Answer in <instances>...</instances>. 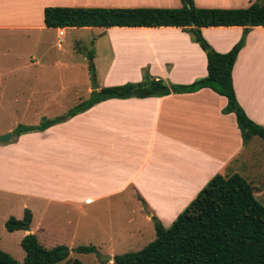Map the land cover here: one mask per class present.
<instances>
[{
    "label": "crops",
    "instance_id": "1",
    "mask_svg": "<svg viewBox=\"0 0 264 264\" xmlns=\"http://www.w3.org/2000/svg\"><path fill=\"white\" fill-rule=\"evenodd\" d=\"M191 1L198 9H246L253 3L264 7V0ZM45 7L178 9L181 3L179 0H0L3 18L0 41L8 37L37 40V32L51 29L42 22ZM34 16L38 19H33ZM81 29L106 34L102 42L108 52L105 63L98 69L95 92L140 82L143 72L153 79L177 85H188L206 75L204 53L179 28ZM51 30L60 41L64 31L79 28ZM100 33L96 35L97 42ZM200 33L212 50L222 54L238 41L241 28L204 27ZM33 58L30 57V63L37 66ZM29 76L25 80L28 83L16 84L13 90L18 93L16 99L12 105L4 106L12 111L0 112V118H9L11 113L21 125L36 126L39 122L35 121L43 115L40 109L59 104L50 95V87L40 90L29 87L33 93L20 94L26 84L33 86L36 71ZM2 80L0 77V85ZM231 83L236 102L246 117L264 129V27H252L247 33L232 65ZM37 90L39 94L35 93ZM89 90L87 86L83 97L90 96ZM58 92L62 96L68 89L60 87ZM80 99L75 105L82 102ZM225 106V98L208 88L158 98L107 99L66 119L63 116L73 106L64 113L49 114L42 118L60 117L62 121L41 132L12 136L10 141L0 144V206L5 201L16 202L22 216L28 212V231H18L19 242L28 234L45 249L64 246L69 250L80 243L77 235L104 236L109 244L130 242L143 232L138 228L128 233L134 220L148 225L154 218L167 228L214 175L227 178L241 173L244 167H261L251 159L247 145L253 138L242 144L234 115L222 113ZM6 132L12 133L11 128L1 130L0 135ZM254 175L252 178H260L259 174ZM134 203L140 206L134 209ZM0 214L2 225L8 215L15 217L12 212ZM106 219L120 221L124 228L119 227L117 234L113 232L117 230L115 224L107 229L97 225L96 221ZM101 245L103 242L96 240V247ZM112 252L108 250L109 255ZM109 257L112 262L114 256Z\"/></svg>",
    "mask_w": 264,
    "mask_h": 264
},
{
    "label": "trees",
    "instance_id": "2",
    "mask_svg": "<svg viewBox=\"0 0 264 264\" xmlns=\"http://www.w3.org/2000/svg\"><path fill=\"white\" fill-rule=\"evenodd\" d=\"M178 9L151 8H72L45 7L44 27L63 28H150L175 27L188 34L204 53L206 75L188 85L169 84L142 73L141 81L101 88L69 109L64 119L81 113L107 99L163 97L193 93L208 88L226 100L223 114H233L242 144L252 138L264 142V129L244 114L236 102L231 69L238 51L252 27H264V7L253 3L246 9H198L191 0H179ZM240 27L238 41L226 53H217L203 39L204 27ZM89 60L91 57L88 58ZM60 117L43 119L36 126L17 125L12 136L41 132L61 122ZM155 238L134 253L112 258L114 264H264V206L254 197L250 185L239 175L227 178L214 175L181 213L164 228L152 219ZM29 223L26 211L21 220L9 217L4 223L8 233L25 230ZM24 253L21 263L0 250V264H57L68 256V249L57 246L45 249L36 238L25 235L19 242ZM77 253L95 252L93 247H78ZM65 264H82L77 260Z\"/></svg>",
    "mask_w": 264,
    "mask_h": 264
},
{
    "label": "rangeland",
    "instance_id": "3",
    "mask_svg": "<svg viewBox=\"0 0 264 264\" xmlns=\"http://www.w3.org/2000/svg\"><path fill=\"white\" fill-rule=\"evenodd\" d=\"M30 9L33 13L35 12L34 6ZM35 18L38 19L37 16L33 17V19ZM0 19L3 18L0 17ZM80 29L81 28L74 31H64V36L60 41H58L56 32L51 29L37 32L36 35L33 34L36 36L37 40L32 39L27 41L22 37L19 39L16 37H8L0 41V77L1 80L4 78V81L2 80V84L0 85L1 113L12 111L9 107L4 109V106L8 104L12 105V100L16 99L15 95L17 92H13L14 87H16L17 83H28L25 80H29V73H33L34 71H36L37 79L35 82H31L33 86H27L26 84L23 87L25 93L21 92L20 94L27 96L28 93H33V91L30 92L27 89L29 87H35L38 90L42 87H50L52 90L50 95L53 97L56 104L59 103L56 107H50L45 110L40 109L43 111V115H41L40 120L37 119L35 122H40L45 119L42 117L50 116L49 114L55 115L57 112L64 113L78 102L76 101L77 98L81 97L82 99H80V101L88 98V95L86 97L83 96L86 87L88 86L89 88V68L93 70V77L96 75V79L94 78L96 84L97 80H99L98 69L105 63L104 56L108 52V49L102 42L106 34L96 32L97 30L82 31L83 29ZM99 33L101 37H99L100 39L97 42L98 37H96V35ZM122 36H124V34ZM30 57H34L33 59L38 62L37 66L30 63ZM89 57L93 58L89 60ZM56 62L58 66L52 67ZM60 87H65L68 89V92L60 96L58 92ZM38 90L35 93L39 94ZM0 117H2V115H0ZM16 119L17 117L11 116V113L9 114V118H7V116L0 118V133L1 130L7 128H11L13 131L17 125H21V123L16 122ZM19 120H22V118ZM32 120L33 117L31 118V122H33ZM27 121L28 120H24L23 122ZM247 145H249L251 149V159L257 163L259 162L261 167H252L251 169H249V167H244L241 173L236 174L240 175L248 182L254 197L264 206V142L258 138H253L252 142L249 144L247 143ZM254 174H259L260 178H252L256 176ZM2 205L3 206H0V211L3 212V215L7 212H12L15 214V217L13 215H8V217H13L16 220L22 219L23 216L18 212V204L16 202H12L11 204L5 201L2 202ZM139 206V204L134 203V209ZM142 206L143 205H141V207ZM1 215L2 214H0V217ZM134 216L135 215H133V217ZM96 222L97 225L106 229L110 224H115L117 230H113V232H117V234L119 232V227L124 228V224L116 220L109 221L106 219ZM138 222L139 221L134 220V222L128 226V233L130 230L137 231L136 229L138 228H141L143 232L141 235L132 237L130 242L122 241L117 243L114 241L109 244L106 241L107 238L104 236L92 237L91 235H77V238L81 239L80 243L69 247L67 258L57 264H65L67 261L71 260H77L82 264H114L113 261L100 262L99 258L130 252L134 253L154 239L153 223L150 222L148 225H145L143 222L142 224ZM18 231L19 230L8 233L5 231L2 223H0V250L10 255L15 261L21 263L24 258V253L19 246L18 239L20 238V232ZM96 240H101L103 245H101V247H96ZM90 245L95 247V252L82 254L75 251L78 247H87ZM54 246H56V244L51 247ZM109 249L113 251L110 253L111 255L108 253Z\"/></svg>",
    "mask_w": 264,
    "mask_h": 264
},
{
    "label": "water",
    "instance_id": "4",
    "mask_svg": "<svg viewBox=\"0 0 264 264\" xmlns=\"http://www.w3.org/2000/svg\"><path fill=\"white\" fill-rule=\"evenodd\" d=\"M88 82H89V89L91 92H95L98 89V86L94 82V77H93V70L92 68H89L88 71ZM11 133L6 132L4 134L0 135V144L7 143L11 139ZM25 230L28 231V225H25ZM100 262H107L111 260V257H100L99 258Z\"/></svg>",
    "mask_w": 264,
    "mask_h": 264
},
{
    "label": "built area",
    "instance_id": "5",
    "mask_svg": "<svg viewBox=\"0 0 264 264\" xmlns=\"http://www.w3.org/2000/svg\"><path fill=\"white\" fill-rule=\"evenodd\" d=\"M61 35V33L59 34V36Z\"/></svg>",
    "mask_w": 264,
    "mask_h": 264
},
{
    "label": "bare ground",
    "instance_id": "6",
    "mask_svg": "<svg viewBox=\"0 0 264 264\" xmlns=\"http://www.w3.org/2000/svg\"><path fill=\"white\" fill-rule=\"evenodd\" d=\"M61 33V32H60Z\"/></svg>",
    "mask_w": 264,
    "mask_h": 264
}]
</instances>
